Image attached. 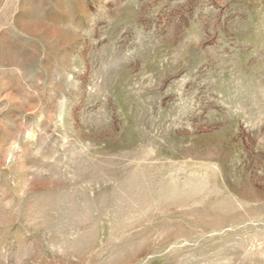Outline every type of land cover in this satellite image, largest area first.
Here are the masks:
<instances>
[{
    "label": "rangeland",
    "instance_id": "rangeland-1",
    "mask_svg": "<svg viewBox=\"0 0 264 264\" xmlns=\"http://www.w3.org/2000/svg\"><path fill=\"white\" fill-rule=\"evenodd\" d=\"M0 264H264V0H0Z\"/></svg>",
    "mask_w": 264,
    "mask_h": 264
}]
</instances>
